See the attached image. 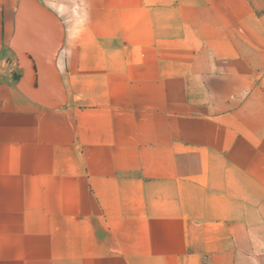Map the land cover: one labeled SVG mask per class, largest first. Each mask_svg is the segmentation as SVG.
Here are the masks:
<instances>
[{"label":"crops","instance_id":"0c3cea01","mask_svg":"<svg viewBox=\"0 0 264 264\" xmlns=\"http://www.w3.org/2000/svg\"><path fill=\"white\" fill-rule=\"evenodd\" d=\"M40 1L66 102L21 90L0 0V264H264V13Z\"/></svg>","mask_w":264,"mask_h":264},{"label":"water","instance_id":"95a60500","mask_svg":"<svg viewBox=\"0 0 264 264\" xmlns=\"http://www.w3.org/2000/svg\"><path fill=\"white\" fill-rule=\"evenodd\" d=\"M60 16L40 0H18L9 52L19 71L23 93L43 108L53 109L66 102V88L60 70L64 42Z\"/></svg>","mask_w":264,"mask_h":264},{"label":"rangeland","instance_id":"374dc122","mask_svg":"<svg viewBox=\"0 0 264 264\" xmlns=\"http://www.w3.org/2000/svg\"><path fill=\"white\" fill-rule=\"evenodd\" d=\"M251 2H252L254 10L257 13H264V0H251ZM52 10H54V9H52ZM54 11L60 16V19L63 23V29H64L65 37H66L65 40L67 39V41H68L69 33H70V24H69L68 18L61 11H59L57 9H55ZM65 43H64V45H65ZM64 48H65V46H64ZM15 62H16V58H15L14 54L11 53V55L8 57L9 66L13 68L14 67L13 65ZM61 62H62V59L60 56L59 63H61Z\"/></svg>","mask_w":264,"mask_h":264}]
</instances>
